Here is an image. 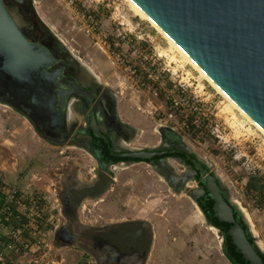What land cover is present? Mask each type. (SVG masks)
<instances>
[{
    "label": "rangeland",
    "instance_id": "rangeland-1",
    "mask_svg": "<svg viewBox=\"0 0 264 264\" xmlns=\"http://www.w3.org/2000/svg\"><path fill=\"white\" fill-rule=\"evenodd\" d=\"M29 1L79 69L81 81L89 84L95 80L115 96L120 120L135 128L123 147L151 151L164 146L167 136L175 133L214 174L227 198L244 215L256 246L264 252V201L247 188L250 177L264 186V135L237 110L234 114L226 110L224 97L177 53L175 60L162 54L170 50L167 40L136 16L125 0ZM6 9L16 24L26 29L29 22L17 6L6 4ZM188 98H194V103ZM168 114H173L172 118ZM185 114H196L200 129L190 133L180 128ZM38 137L27 120L0 104V179L18 184L17 173H11L16 159L21 166L31 167L37 177L43 176L39 190L43 185L47 188L44 195L50 208L47 242L63 220L53 190V173L60 174L76 163L83 170L81 180L87 182L96 175L97 166L85 149L61 146L51 161H45L46 168L40 165L34 169L41 163L38 146L48 145ZM165 167L166 177L143 162L117 166L108 173L112 179L107 191L81 209L80 221L134 219L149 223L154 243L147 264H229L221 261L218 230L204 220L188 196L191 189L199 187L186 177L189 168L168 158ZM170 175L179 178L175 185L170 183ZM21 177L25 184L31 183L28 176ZM38 258L48 264H93L76 248H57L52 242Z\"/></svg>",
    "mask_w": 264,
    "mask_h": 264
},
{
    "label": "water",
    "instance_id": "water-1",
    "mask_svg": "<svg viewBox=\"0 0 264 264\" xmlns=\"http://www.w3.org/2000/svg\"><path fill=\"white\" fill-rule=\"evenodd\" d=\"M15 1L20 3V0ZM130 1L264 131V0ZM48 32L56 39L50 30ZM64 70L65 63L57 60L47 47L26 39L8 13L6 3L0 0V101L8 105L18 104L17 110L23 113L44 140L52 143H61L67 137L65 113L68 99L77 97L88 108L95 95L73 77L64 75ZM87 118L92 135L108 144V136L98 128L93 108L88 110ZM173 135L179 142V149L190 154L182 140L175 133ZM161 154L133 150L120 157L130 159L123 163L126 165L134 163L133 160L146 162L164 172L166 177L167 158L152 160ZM91 156L97 162V170L102 173L104 166L94 155ZM175 160L185 165L182 159ZM186 160L190 163L185 165L190 171L186 177L194 180L198 174L202 183V186L191 189L188 196L198 207L197 198L207 192L213 201V216L219 222L229 224L227 234L235 251L248 264H264L256 251V243L249 242L246 232L234 217L233 211L239 213L238 209L228 200L214 174L198 159L187 155ZM186 177L182 176V180L185 181ZM168 178L172 185L179 181L174 175ZM68 187H63L64 193H67ZM62 230L68 240L75 237V230L68 232L66 226H56L52 240L46 245L56 242ZM61 247L71 246L64 244Z\"/></svg>",
    "mask_w": 264,
    "mask_h": 264
},
{
    "label": "flooded vegetation",
    "instance_id": "flooded-vegetation-1",
    "mask_svg": "<svg viewBox=\"0 0 264 264\" xmlns=\"http://www.w3.org/2000/svg\"><path fill=\"white\" fill-rule=\"evenodd\" d=\"M3 1L7 5L12 4L17 6L18 11L28 20L29 25L26 29H21L14 21L26 39L47 47L57 60L65 63L64 75L73 77L84 89H89L95 94L91 99V106L88 108L81 99L71 96L68 99L65 113V131L67 137L61 143L53 142L54 144L45 140L51 146L85 149L91 158V155H94L104 166L101 168L102 173L96 170V175L87 180V182L81 180L83 170L76 163L63 168L60 174L53 173L56 182V188L53 190L56 192L59 205L58 213L63 219L58 226H66L68 232L76 231L75 237L72 240H68L66 233L62 230L58 234V240L53 245L61 248L64 244H69L82 255H88L93 264H147L153 245L152 228L149 223L142 220L130 219L114 222H85L84 224L80 221V216L78 215L85 204L91 202V200H97L99 196H102L107 191L108 185L111 184V178L108 176V167L127 162H112L110 161L112 157L117 158L122 154L133 151L123 147L124 143L130 139L131 134L118 119V107L115 96L108 90H102L95 80L91 79L89 84L81 81L78 75L79 69L72 63L69 54L49 34L46 26L36 16L29 0H20V3L15 0ZM90 76L93 79L95 78L91 74ZM0 104L10 108V110L17 114H23L17 110L16 106L18 104L16 106L13 104L8 105L4 101H0ZM90 108L94 110L99 130L108 136V144L92 135L89 130L87 112ZM69 112L72 113L70 115L72 118L69 117ZM170 136H167L168 138L165 140L164 146L151 151L162 153L161 155L171 154L170 152H180L185 154L184 160H186L187 155L191 159H198L195 154H187L185 151L179 149L180 145L176 136L173 133ZM95 139L97 142H102L103 147L108 149L110 160L101 159V150L96 144ZM164 158L176 159L177 157L167 156ZM95 163L98 169L97 162L95 161ZM201 164L203 167H206L204 163L201 162ZM68 182L70 183L69 187ZM64 186L68 187L67 193H64L62 190Z\"/></svg>",
    "mask_w": 264,
    "mask_h": 264
},
{
    "label": "built area",
    "instance_id": "built-area-1",
    "mask_svg": "<svg viewBox=\"0 0 264 264\" xmlns=\"http://www.w3.org/2000/svg\"><path fill=\"white\" fill-rule=\"evenodd\" d=\"M189 100L194 103V98ZM195 115L185 114L180 128L190 133L200 129V118ZM49 221L50 208L44 194L23 192L0 179V264H48L38 256L47 247ZM35 226L42 232L39 236L33 232Z\"/></svg>",
    "mask_w": 264,
    "mask_h": 264
},
{
    "label": "trees",
    "instance_id": "trees-1",
    "mask_svg": "<svg viewBox=\"0 0 264 264\" xmlns=\"http://www.w3.org/2000/svg\"><path fill=\"white\" fill-rule=\"evenodd\" d=\"M96 141V139H95ZM96 144L100 147L101 150V159L102 160H110V156L108 155V149L103 147L102 142H97ZM167 156H174L180 159L184 160L185 154L184 153H180V152H172L171 154H165V155H161V156H154L152 158V160H159L160 158H164ZM193 157V156H191ZM112 162H122V161H130V159L128 158H122V157H117V158H113L112 160H110ZM135 162L139 161V160H133ZM186 165H190L189 161L184 160ZM194 181L199 185L202 186V183L200 181V178L198 176V174H196L194 176ZM247 188L249 190H253L256 191L257 193H259V196L261 198L262 201H264V186L260 185L256 182V179L250 177L247 180ZM213 201L212 199L208 196L207 192H205L202 196L197 198V205L198 207L201 209V211L204 213V215L206 216V220L215 228L218 230L221 238H222V251L224 256L226 257V259L231 263V264H248L243 258L242 256L235 251L234 246L231 242V239L229 237V235L227 234V230L229 228V224L224 223V222H219L214 216L213 213L211 211V207H212ZM234 217L236 219V221L240 224V226L244 229V231L246 232V236L247 239L249 240V242L251 244H254L255 240L253 238V236L251 235V233L248 231V227L245 223V221L242 219V217L239 215V213L234 210L233 211ZM36 236H39L42 232L40 231V228H38V226L34 227V231ZM256 251L258 253V255L261 257L263 263H264V254L256 247Z\"/></svg>",
    "mask_w": 264,
    "mask_h": 264
},
{
    "label": "crops",
    "instance_id": "crops-1",
    "mask_svg": "<svg viewBox=\"0 0 264 264\" xmlns=\"http://www.w3.org/2000/svg\"><path fill=\"white\" fill-rule=\"evenodd\" d=\"M4 106V105H3ZM69 115V117L70 118H72L70 115L71 114H68ZM20 116H22V115H20ZM117 116H118V119L120 120V115L118 114V112H117ZM23 118H24V116H22ZM25 119V118H24ZM26 120V119H25ZM121 121V120H120ZM28 122V121H27ZM122 122V121H121ZM29 124H30V126L34 129V127L31 125V123L30 122H28ZM122 124L124 125V127L126 128V130H128L129 132L130 131H133V130H135V128H134V126H131L130 124H128V123H126V122H122ZM35 132H36V130H35ZM37 134H38V136L39 137H41L40 136V134L38 133V132H36ZM131 133V132H130ZM33 134H34V132H33ZM38 137V139H40ZM42 138V137H41ZM42 140H44L43 138H42ZM130 140V139H129ZM128 140V141H129ZM45 141V140H44ZM128 141H126V142H128ZM45 142H47V141H45ZM125 142V143H126ZM124 143V144H125ZM46 144H48V145H45V144H42V145H39L38 147H40L38 150H40V155H39V157H38V159L41 161V163H39V164H37V165H34L33 166V168L34 169H36L37 167H35V166H38V167H40V165H41V167L42 166H44V163H45V161H51V159H50V157H51V155L52 154H56V151L57 150H62L61 149V146H51L48 142L46 143ZM135 163H137V162H134V163H132V164H135ZM144 163V162H143ZM132 164H129V165H132ZM147 164V163H146ZM120 165H126V164H123V163H118V164H116V165H114V166H112V167H110L108 170H109V172L108 173H112V170H114L117 166H120ZM28 167V166H27ZM23 167V166H21L18 162H17V159L12 163V171H11V173H12V176H14L15 175V173H17V175H18V184H16V185H12V186H15L16 188H18L19 190H21V191H23V192H28V193H42V194H46L45 192H44V190H47V188L46 187H44V185H43V190H39L40 189V181H41V179L43 178V176H42V178H41V176L39 177H37V175H35V174H33L32 172H31V167ZM45 168H46V166H44ZM32 168V169H33ZM26 169H28L29 171L27 172V173H25L26 172ZM21 175H25V176H28L30 179H28V180H30L31 181V183H27V184H25L24 183V181H23V178L21 177ZM45 176V175H44ZM112 179V178H111ZM26 180H27V178H26ZM114 180V179H113ZM3 181V180H2ZM4 182V181H3ZM7 184V183H6ZM9 185V184H8ZM33 187V188H32ZM45 188V189H44ZM49 189H51L50 188V186H49ZM229 200V199H228ZM230 201V200H229ZM231 202V201H230ZM231 204L233 205V206H235L236 208H237V206L234 204V203H232L231 202ZM238 209V211H239V213H240V215H241V217L243 218V220L245 221V218H244V215L242 214V212L239 210V208H237ZM246 223V222H245ZM246 225H247V223H246ZM248 227V226H247ZM152 228V227H151ZM249 230V229H248ZM251 233V232H250ZM252 235V234H251ZM254 237V236H253ZM152 238H153V236H152ZM154 243V242H153ZM258 247V246H257ZM259 249V248H258ZM260 250V249H259ZM263 254H264V252L262 251V250H260ZM221 252H222V257H223V260L221 259V261H225V263L226 262H228L229 264H231L227 259H226V257L224 256V254H223V251H222V246H221ZM35 255H38V253L36 252L35 253Z\"/></svg>",
    "mask_w": 264,
    "mask_h": 264
},
{
    "label": "bare ground",
    "instance_id": "bare-ground-1",
    "mask_svg": "<svg viewBox=\"0 0 264 264\" xmlns=\"http://www.w3.org/2000/svg\"><path fill=\"white\" fill-rule=\"evenodd\" d=\"M125 2L129 5L131 10L135 13L136 16L140 17L142 20H145L150 23V25L157 30L159 34H161L168 42L170 50L163 52L165 56L171 58V60H175L174 53H177L184 62L191 65L200 75L206 80L219 94H221L226 101V110H228L231 114H234V111L237 110L250 124L256 127L263 135L264 131L255 124L238 106L230 100L209 78L204 74V72L168 37L166 36L137 6H135L130 0H125ZM235 117V116H234ZM233 117V118H234Z\"/></svg>",
    "mask_w": 264,
    "mask_h": 264
}]
</instances>
